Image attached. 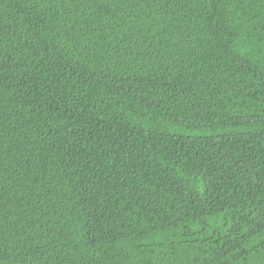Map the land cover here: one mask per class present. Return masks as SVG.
Returning a JSON list of instances; mask_svg holds the SVG:
<instances>
[{
    "label": "trees",
    "instance_id": "1",
    "mask_svg": "<svg viewBox=\"0 0 264 264\" xmlns=\"http://www.w3.org/2000/svg\"><path fill=\"white\" fill-rule=\"evenodd\" d=\"M0 264H264V0H0Z\"/></svg>",
    "mask_w": 264,
    "mask_h": 264
}]
</instances>
